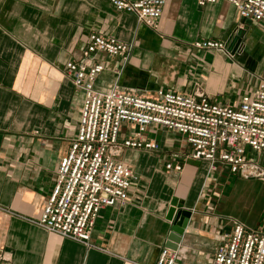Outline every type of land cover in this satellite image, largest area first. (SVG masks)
I'll list each match as a JSON object with an SVG mask.
<instances>
[{"label": "crops", "instance_id": "0c3cea01", "mask_svg": "<svg viewBox=\"0 0 264 264\" xmlns=\"http://www.w3.org/2000/svg\"><path fill=\"white\" fill-rule=\"evenodd\" d=\"M93 33L132 45L127 62L97 55L106 66L95 82L102 91L154 97L161 89H200L212 102L232 104L256 85L249 73L264 75V22L241 18L224 0H166L155 28L116 11L110 0H0V254L10 264H157L176 197L191 212L176 250L180 259L211 264L234 221L260 224L264 182L212 171L192 159L181 134L156 125L144 139L158 142V151L126 149L119 157L135 174L129 200L100 212L90 245L37 225L81 116L83 93L65 66L82 58ZM202 40L226 49H196ZM134 132L123 124L120 138Z\"/></svg>", "mask_w": 264, "mask_h": 264}, {"label": "built area", "instance_id": "2783aa9c", "mask_svg": "<svg viewBox=\"0 0 264 264\" xmlns=\"http://www.w3.org/2000/svg\"><path fill=\"white\" fill-rule=\"evenodd\" d=\"M217 0H199L201 5ZM239 16L264 22V0H224ZM118 12L134 14L140 23L155 28L166 0H110ZM196 49L224 51L217 40L194 43ZM132 45L115 37L93 33L79 61L71 60L65 74L83 93L81 116L70 150L59 164L55 186L37 225L51 234L90 245L100 212L124 206L135 179L133 168L119 157L126 149L158 151L155 140H145L151 125L181 134L194 160L212 171L227 169L246 180L264 181V77L258 86L232 104L212 102L196 89L194 94L158 90L147 97L134 90L113 87L98 90L95 82L106 66L98 54L127 62ZM123 124L135 132L121 139ZM252 152L256 155L252 157ZM182 170V165H167ZM0 264H10L0 254ZM157 264H185L176 250L163 248ZM211 264H264V214L256 228L234 221L231 233L215 252Z\"/></svg>", "mask_w": 264, "mask_h": 264}, {"label": "water", "instance_id": "95a60500", "mask_svg": "<svg viewBox=\"0 0 264 264\" xmlns=\"http://www.w3.org/2000/svg\"><path fill=\"white\" fill-rule=\"evenodd\" d=\"M240 42L236 43L235 50L239 47ZM191 212L184 210L183 205L179 202L178 198L174 197L171 201L166 220L171 223V229L167 236L165 244L166 248L177 250L178 244L181 242V237L185 232Z\"/></svg>", "mask_w": 264, "mask_h": 264}, {"label": "rangeland", "instance_id": "374dc122", "mask_svg": "<svg viewBox=\"0 0 264 264\" xmlns=\"http://www.w3.org/2000/svg\"><path fill=\"white\" fill-rule=\"evenodd\" d=\"M255 74H253L252 72L251 73H249L248 74V79H247V81H249V84L251 83H254V81H257L256 82V85L254 86V89L258 86V81H259V78L260 77H257L256 76V78H255V76H254ZM264 76V75H263ZM262 76V77H263ZM256 154L254 153V152H252V157H254ZM263 160H264V157H263ZM258 181H260V182H264V181H262V180H258Z\"/></svg>", "mask_w": 264, "mask_h": 264}]
</instances>
